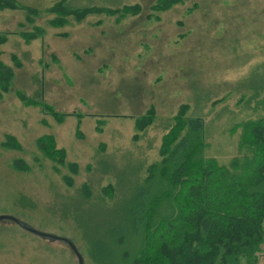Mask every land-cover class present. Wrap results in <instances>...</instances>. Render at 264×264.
Instances as JSON below:
<instances>
[{"label": "rangeland", "instance_id": "rangeland-1", "mask_svg": "<svg viewBox=\"0 0 264 264\" xmlns=\"http://www.w3.org/2000/svg\"><path fill=\"white\" fill-rule=\"evenodd\" d=\"M16 1L0 6V61L13 70L0 96V216L13 217H0V264H78L63 239L24 224L68 238L83 264H99L96 242L105 252L134 246L130 236L131 244H114L123 204L160 159L181 103L203 118L204 155L220 162L239 154L241 123L264 116V0H181L157 11L155 0H65L70 8L142 6L81 19L48 11L56 0ZM151 104L156 116L139 129ZM48 135L75 172L47 154L50 144L39 147Z\"/></svg>", "mask_w": 264, "mask_h": 264}, {"label": "trees", "instance_id": "trees-1", "mask_svg": "<svg viewBox=\"0 0 264 264\" xmlns=\"http://www.w3.org/2000/svg\"><path fill=\"white\" fill-rule=\"evenodd\" d=\"M178 1L155 0L149 8L163 10ZM17 4L0 0L2 8ZM18 6L38 11L34 6ZM47 10L81 19L89 12L136 14L142 6L135 2L70 8L65 0H56ZM40 30L29 32L28 39ZM12 76L11 66L0 61V96L10 88ZM20 96L28 99L21 92ZM43 108L58 121L63 119L51 106L43 104ZM187 109V103L180 104L161 142L160 159L148 165L143 180L123 204L122 235L114 244H131L130 236L134 246L105 252L104 244L96 242L99 264H257L264 242V116L241 123L239 154L220 162L204 155L203 118L188 116ZM155 116L151 104L138 117L137 127L150 125ZM8 139L16 143L12 135ZM38 144L42 149L50 144L47 154L76 171L77 163L65 161V151L55 147L52 135L38 138ZM66 180L71 183L69 175ZM109 229V235L115 236L117 229Z\"/></svg>", "mask_w": 264, "mask_h": 264}, {"label": "water", "instance_id": "water-1", "mask_svg": "<svg viewBox=\"0 0 264 264\" xmlns=\"http://www.w3.org/2000/svg\"><path fill=\"white\" fill-rule=\"evenodd\" d=\"M0 217H10V218H13V217H11L10 215H1ZM16 220V219H15ZM18 221V220H17ZM19 222V221H18ZM21 223V222H20ZM21 224H23V223H21ZM24 227H26L27 229H30V230H32V231H34V232H36V233H39V234H41V235H45V236H49V237H52V238H56V237H58V238H60V239H63L65 242H67L68 244H69V246L72 248V250L75 252V254H76V256H77V258H78V264H83L82 263V255H81V253L79 252V250L76 248V246L73 244V242L72 241H70L68 238H65V237H59V236H55V235H52V234H45V233H42V232H40V231H38L37 229H34V228H32V227H30V226H28V225H25L24 224Z\"/></svg>", "mask_w": 264, "mask_h": 264}]
</instances>
